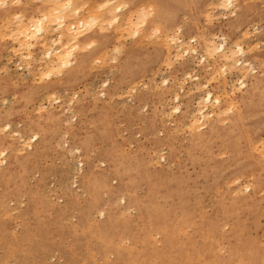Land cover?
<instances>
[{
    "label": "rangeland",
    "instance_id": "1",
    "mask_svg": "<svg viewBox=\"0 0 264 264\" xmlns=\"http://www.w3.org/2000/svg\"><path fill=\"white\" fill-rule=\"evenodd\" d=\"M9 1L0 7V264H177L191 256L239 264L231 259L237 252L264 264V0H234L225 11L223 0H75L76 8L88 5L67 23L92 5L118 7L99 12L107 24L101 19L71 67L53 76L40 44L23 59L10 35L19 14L37 17L46 0ZM109 9L119 20L108 22ZM136 10L142 19L151 13L142 26ZM165 36L194 38L197 57L207 41L224 40L235 56L175 60ZM243 75L245 88L261 81L252 100H238ZM197 82L225 108L235 105L201 142L188 129L203 94ZM14 131L25 140L38 134L32 150L8 136Z\"/></svg>",
    "mask_w": 264,
    "mask_h": 264
},
{
    "label": "bare ground",
    "instance_id": "2",
    "mask_svg": "<svg viewBox=\"0 0 264 264\" xmlns=\"http://www.w3.org/2000/svg\"><path fill=\"white\" fill-rule=\"evenodd\" d=\"M9 1V0H8ZM11 1V0H10ZM9 1V2H10ZM13 1L14 0H12V2H10V3H13ZM18 1V0H17ZM17 1H16V4H18L17 3ZM41 1V0H40ZM43 1V0H42ZM41 1V2H42ZM107 2L109 1V0H106ZM111 1V0H110ZM116 1V0H115ZM233 1L234 0H223V1H221V3L223 4H221L220 5V8L222 7V9L225 11L228 7H231L232 6V3H233ZM8 2V3H9ZM104 2V1H103ZM220 2V1H219ZM7 2H6V0H0V5H2V6H0V7H3L5 4H6ZM9 3V4H10ZM73 3H75V0L74 1H72V0H46V5H47V7L46 8H44L41 12H39L38 13V16L36 17V15H35V17H31V18H27V19H23L22 18V16H21V14H19V16H20V18H18V19H20V20H17V23H15V21H14V19L12 20V23L14 22L15 24H13V25H15L14 27H16V29H15V31L13 30H11V32H14V34H11L10 33V35H12L11 37L12 38H14V40H16L17 41V49H16V51H18L19 53H20V58H23V57H21V55L25 52V57H26V59H30L31 58V56H32V49L33 48H35V46L37 45V44H40V46L42 47V48H44V52H43V55L42 54H40V55H42V61H43V57H44V61H45V69H46V71L49 73L48 75L50 76V74L52 73V72H54L55 73V71H57L58 73H59V71H61V70H63V69H67V68H69V67H71V65H72V62H73V60H74V58H75V52L78 50V49H80V50H84L86 47V45H88L89 43H90V41H89V43H87V44H84V46H82V48H84V49H82L81 48V45H82V43L86 40V36H87V33L90 31V30H92L93 28H95L96 26H100V29H101V25L99 24V23H102V21H103V23L104 24H107L105 21H107V20H105V18L103 19V14H101L102 13V11L103 10H105V6H107V8H111V9H115V6L116 5H114L113 3V1H112V3L111 2H109L108 4H106L105 6H103V8H102V11H99L98 9L96 10V11H98V13L95 11V10H91V8H93L92 6H89V7H87V11L84 13L85 15H83L81 18L82 19H80L79 20V22L77 23V22H74L75 20H73L72 22L73 23H67V19H71L72 17L74 18V16H76V15H82V14H80V12L83 10H85V8L86 7H84V9H79V8H81L82 6H81V4L82 5H85L87 2H80V5H77L78 6V8H76V6L75 5H73ZM102 3V2H101ZM122 3V2H121ZM124 4H125V2H123ZM41 4V3H40ZM112 6H110V5ZM115 4H117V3H115ZM120 4V3H119ZM123 4V5H124ZM87 5H88V3H87ZM95 5V4H94ZM100 5V4H99ZM217 5V4H216ZM74 6H75V8H74ZM126 7H127V5H125ZM124 6V7H125ZM218 6V5H217ZM116 7H118V4H117V6ZM120 7H121V5H120ZM124 7H121L122 9L124 8ZM219 7V6H218ZM8 8V7H7ZM90 8V9H89ZM138 9V8H137ZM154 9V8H153ZM144 10V9H143ZM150 10H152V9H150ZM118 11H120V9H117V12ZM131 11V10H130ZM132 11H134V9L132 10ZM146 11H147V9H146ZM99 12H101V13H99ZM116 12V11H115ZM135 12V11H134ZM148 12H150V11H148ZM148 12H146V13H148ZM153 12V11H152ZM4 13V12H3ZM82 13V12H81ZM106 13H108L109 14V16L111 15V14H113L114 15V10H113V12H112V10L110 11V9H109V11L108 12H106ZM131 13V12H130ZM206 13V12H205ZM222 13V12H221ZM101 14V15H100ZM127 14H129V13H127ZM136 14H137V16H135V17H138V12H137V10H136ZM142 14V13H141ZM223 14V13H222ZM86 15H87V18H83V17H86ZM115 15H116V13H115ZM120 15H122V14H120ZM120 15H118V18H119V16ZM135 15V14H134ZM145 15V13H143L138 19H140V22H139V20H138V25H140V23L141 22H143V20L144 19H147L148 17L147 16H150L151 15V13H150V15H147L146 14V16L144 17V19H142V17ZM206 15H208V13L206 14ZM18 16V15H17ZM17 16H15V17H17ZM131 16V15H130ZM9 17H13V15H11V16H9ZM99 17H100V20L101 19H103V20H99ZM111 17V19L108 17V18H106V19H108V22L109 21H111L113 18H114V21L116 22L117 20H119V19H115V18H117V16H110ZM127 17H128V15H127ZM135 17H132V18H135ZM161 17V15L159 16V18ZM7 18H8V15H7ZM7 18H5L6 19V21H8V20H10V19H7ZM121 18V17H120ZM207 18V17H206ZM209 18V17H208ZM207 18V19H208ZM17 19V18H16ZM15 19V20H16ZM110 19V20H109ZM135 19V20H136ZM142 19V20H141ZM210 19V18H209ZM77 20H78V18H77ZM127 20H130V23H132L131 21V18L130 19H127ZM115 22H113V23H115ZM133 22H135V23H137V21H133ZM145 22V21H144ZM143 22V23H144ZM208 22V21H207ZM12 23H11V25H12ZM110 23V22H109ZM113 23L111 22V27L113 26ZM134 23V26L135 25H137V24H135ZM76 24H77V26H76ZM116 24V23H115ZM133 24V23H132ZM110 24H108V26H109ZM128 25V24H127ZM6 26V25H5ZM8 26V25H7ZM7 26L5 27V29H7ZM105 26V25H104ZM103 26V27H104ZM107 26V25H106ZM116 26V25H115ZM130 26V25H129ZM132 26V25H131ZM140 26H142V25H140ZM155 26V25H154ZM110 27V26H109ZM128 26H126V28L125 29H130L131 27H128ZM155 27H157V26H155ZM133 28V27H132ZM135 28V27H134ZM139 29V26L138 27H136L135 29H133V30H135V32H136V30L138 31V29ZM129 29H128V31H129ZM141 29H142V27H141ZM151 29V28H150ZM155 29V28H154ZM158 29V28H157ZM156 29V30H157ZM104 30V29H103ZM152 30H153V28H152ZM124 31V30H123ZM126 31V30H125ZM140 31V30H139ZM10 32V31H9ZM15 32H16V35H17V37L15 38ZM156 32V31H155ZM3 33V32H2ZM137 34H138V32H136ZM141 33H144V31H142ZM140 33V34H141ZM159 33H160V30H159ZM5 34V33H4ZM4 34H3V36H4ZM53 34H54V36H53ZM135 34V33H134ZM153 34H155V33H153ZM177 34V33H176ZM7 35V34H6ZM5 35V36H6ZM14 35V36H13ZM52 35V36H51ZM152 35V34H151ZM156 35V34H155ZM158 35H160V34H158ZM157 35V36H158ZM166 35H167V33H166ZM178 35V34H177ZM2 36V35H1ZM0 36V37H1ZM8 36H9V34H8ZM149 37V36H148ZM213 37V36H212ZM211 37V38H212ZM2 38V37H1ZM119 38V37H118ZM127 38V37H126ZM156 38V37H155ZM154 38V39H155ZM165 38H166V42H167V46H169L168 44L169 43H171L172 44V46L174 45V49L173 48H171V49H173L174 51H173V54H174V57H173V59L175 58V60H178L177 58L178 57H180L181 58V53L183 54H185V56L186 57H190L189 59H191L193 62L195 61V60H198V62L199 63H201V62H204L205 60H206V56H208V57H212V59L214 60V58H215V56H217V55H219V54H222V56H224L223 58H225V60L226 61H228V60H232L233 58H234V56H235V52H231V50H228L226 47H225V41L223 40V42L221 41L220 43H218V44H216L214 41H212V40H210V41H207V39H205L208 43H204V46L202 45V47H206V52H205V55L204 54H201L199 57H197V51L195 50V48H193V47H191V44H189V43H191V41L190 40H193L194 38H190L189 40H187V42H185V40H183L182 38H180V37H178V36H172V37H166L165 36ZM207 38V37H206ZM11 39V38H10ZM213 39V38H212ZM12 40V39H11ZM13 40V42L12 43H14L15 41ZM215 40V39H214ZM204 41V40H203ZM161 42H162V40H161ZM164 42V41H163ZM16 43V42H15ZM93 44V43H92ZM164 44H166V43H164ZM171 44H170V46H171ZM205 44H206V46H205ZM57 45H59L58 47H57ZM90 46V45H89ZM164 46H166V45H164ZM171 46V47H172ZM235 46V45H234ZM57 48V49H56ZM117 48V47H116ZM170 48V47H169ZM228 50H226V49ZM88 49V48H87ZM118 49V48H117ZM236 49H237V51H236V54L238 55L239 54V56L241 55H244V49H243V47L241 46V45H238V46H236ZM35 50V49H34ZM42 50V49H41ZM167 50V49H166ZM225 50H226V52H225ZM235 50V49H234ZM15 52V51H14ZM42 52V51H41ZM165 53H167V52H165ZM169 54H170V51L168 52ZM167 53V54H168ZM229 53V54H228ZM183 54V55H184ZM182 55V56H183ZM40 57V56H39ZM218 57H220V56H217V58ZM36 58V57H35ZM167 58V57H166ZM236 58V57H235ZM23 59H25V58H23ZM37 59V58H36ZM104 59V58H103ZM237 59V58H236ZM21 60V59H20ZM102 60V59H101ZM41 61V60H40ZM167 61H169V60H167ZM216 61V60H215ZM39 62V61H38ZM225 62V61H224ZM172 63V62H171ZM192 63V62H191ZM241 62H240V60H238V61H236V63L235 64H233L234 66L232 67V65L231 66H228V67H232L233 69L234 68H237L238 66H241ZM244 64V63H243ZM224 65V64H223ZM230 65V64H229ZM246 65V64H245ZM212 67V65H209V67ZM225 66V65H224ZM252 66V65H251ZM38 67H40V65H38ZM37 67V70L39 69ZM42 67L43 66H41V68H40V71L42 70ZM210 67V68H211ZM221 67V66H220ZM226 67V66H225ZM225 67H224V69H225ZM244 67V66H243ZM168 68V67H167ZM213 68V67H212ZM211 68V69H212ZM222 68V67H221ZM220 68V69H221ZM249 68H250V66H249ZM44 69V70H45ZM206 69V68H205ZM218 69V68H217ZM216 69V70H217ZM244 69H246V68H244ZM2 70V69H1ZM43 70V71H44ZM219 70V69H218ZM247 70V69H246ZM252 70V69H251ZM250 70V71H251ZM254 70V69H253ZM28 71V70H27ZM40 71H38V74L41 76L42 75V73H44V72H40ZM207 71V70H206ZM222 71H223V69H222ZM229 71V70H228ZM239 71V70H238ZM245 71V70H244ZM248 71H249V69H248ZM214 72H216V71H212V72H210V76H212V78H213V76H215L216 75V73L214 74ZM225 72V71H224ZM240 72H243V69L241 68L240 69ZM34 73V72H33ZM46 73V72H45ZM246 73H247V71H246ZM245 73V74H246ZM53 74V73H52ZM51 74V76H53ZM189 73H187V75H188ZM214 74V75H213ZM244 74V73H243ZM43 75H45L46 76V74H43ZM47 75V76H48ZM57 75H59V74H57ZM223 75V74H222ZM217 76H218V73H217ZM245 76L246 75H243V76H240V78L237 80L238 81V85H240L239 87L240 88H245V86H246V83H245ZM45 78V77H44ZM48 78V77H47ZM186 78H190V79H192V76H190V75H188V77H186ZM209 78H211V77H209ZM218 78H219V76H218ZM217 79V78H216ZM223 79H224V77H223ZM40 80V79H39ZM41 80H42V77H41ZM195 80V82H196V80H198V78H196V79H194ZM208 80V79H207ZM210 80H212V79H210ZM214 80H215V77H214ZM252 80V79H251ZM213 81V80H212ZM40 82V81H39ZM164 82H166V80H164ZM209 82V81H208ZM206 83V82H205ZM222 83H223V80H222ZM181 84V83H180ZM194 85V84H193ZM261 81L258 79V78H256V77H254L253 78V81H251V83L249 84V86H247L245 89H244V91H245V93H244V95L242 94V96H239L238 97V100L239 101H248L249 99H253L254 98V92H258V90L260 89V87H261ZM182 86V85H181ZM231 87H232V85H231ZM207 88H208V84H201V83H199V82H197L196 84H195V89H196V91H198V93H201V92H203V94L201 95V96H199V98L197 99V108H196V113H197V115L196 116H199V117H196V116H194V114H196L195 112L192 114V120L191 121H189L190 122V124L188 125V129H190L192 132H195L196 133V139H197V141H199V142H201V141H206L207 139H209V137L210 136H212V135H214L217 131V127H216V123L217 122H219V119L217 118V117H219V115L220 114H227V113H229V112H231V109L232 108H234L235 109V105H233V103L232 102H230L232 105H233V107L230 109V105L227 107V108H225L224 107V104L222 103V101H221V99H220V96L219 97H217L216 95L214 96L213 95V93L210 91V90H207ZM234 88V87H233ZM194 89V90H195ZM224 89V88H223ZM232 89V88H231ZM235 89H237V90H239V88H234V90ZM193 90V91H194ZM233 90V89H232ZM231 90V91H232ZM192 91V92H193ZM191 92V93H192ZM190 93V92H189ZM231 94V93H230ZM174 96H173V101H175V103H178L179 102V94H173ZM49 96V95H48ZM226 97H227V95H225ZM46 97V96H45ZM50 97V96H49ZM48 97V98H49ZM51 98V97H50ZM54 98V97H53ZM228 98V97H227ZM47 99V98H46ZM172 100V99H171ZM170 100V101H171ZM228 100H230V99H228ZM235 100V99H234ZM237 100V99H236ZM53 102V101H52ZM172 102V101H171ZM49 103H50V101H49ZM173 103V102H172ZM196 103V102H195ZM174 104V103H173ZM50 105V104H49ZM179 105V104H178ZM177 104H175L174 105V108H173V111L174 112H176V113H180V108H179V106H178ZM42 108V107H41ZM208 108H210V109H208ZM44 109V108H43ZM66 111V110H65ZM171 111V110H170ZM172 112V111H171ZM173 114V113H172ZM168 115H169V113H168ZM170 116V115H169ZM194 116V117H193ZM188 117H190V116H188ZM190 117V118H191ZM68 121V120H67ZM201 121V122H200ZM226 121V120H225ZM220 123H222V122H220ZM187 128V127H186ZM1 129V128H0ZM3 129V128H2ZM1 129V130H2ZM5 130H9L10 128H9V125L7 124L6 126H5V128H4ZM3 131V130H2ZM2 131H0V133L2 132ZM43 132V131H42ZM8 136H10V137H13V136H16L17 138H14L16 141H18V142H22V143H24V144H22V145H26L28 148H30L31 150H32V145H31V143L32 142H34V141H36L37 139H38V134L37 133H31V136L30 137H28L27 139H28V141H27V139L25 140L24 138H23V136H22V134L21 133H19V132H11V135L9 134ZM260 141V140H259ZM17 142V143H18ZM25 142H28V145L27 144H25ZM4 143V142H3ZM259 143V142H258ZM257 144V143H256ZM262 143L260 142V144L259 145H261ZM21 145V146H22ZM258 145V144H257ZM257 145H255L254 147H255V149H257V151H259L260 150V148H262V145H261V147L258 149V148H256V146ZM213 147V146H212ZM21 148V147H20ZM19 148V150H23L24 148H22V149H20ZM19 150H17V151H19ZM25 150V149H24ZM253 150H254V148H253ZM252 150V151H253ZM72 151H73V149L72 150H70V151H68V152H70V153H72ZM76 151H78V150H76ZM230 151V150H229ZM34 152V151H33ZM33 152H30V153H28L27 155H25L26 157L25 158H31L32 156H33ZM75 152V151H74ZM254 152H255V150H254ZM259 154H260V152H258ZM6 154H5V149H2V143H0V157H4ZM72 155H73V153H72ZM263 155V153L261 154V155H259V156H261V158L262 157H264V156H262ZM22 158H24V157H22ZM79 170V169H78ZM232 182V181H231ZM234 183V182H233ZM252 187V186H251ZM244 188V187H243ZM236 190V189H235ZM234 190V191H235ZM237 191V190H236ZM256 193H257V191H256ZM231 195V194H230ZM231 259H235V260H237L238 262L237 263H239V264H247V256H246V254H244V253H241V252H237V253H233V254H231ZM175 263H177V264H201V263H199L198 262V260H197V258L196 257H194V256H191V257H188V258H184L183 260L181 259V261H179V262H175ZM173 264V263H172ZM202 264H210V263H208V262H204V263H202Z\"/></svg>",
    "mask_w": 264,
    "mask_h": 264
}]
</instances>
